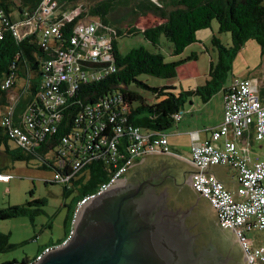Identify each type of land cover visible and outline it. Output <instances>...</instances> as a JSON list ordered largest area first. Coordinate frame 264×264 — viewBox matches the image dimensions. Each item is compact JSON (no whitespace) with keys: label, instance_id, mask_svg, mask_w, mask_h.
I'll return each instance as SVG.
<instances>
[{"label":"trees","instance_id":"obj_1","mask_svg":"<svg viewBox=\"0 0 264 264\" xmlns=\"http://www.w3.org/2000/svg\"><path fill=\"white\" fill-rule=\"evenodd\" d=\"M43 1L0 0V12L9 19L10 25L22 23L38 12ZM81 3L84 6L74 7ZM59 4L75 9L76 15L69 21H61V35L56 39V48L63 53L69 52L73 48L70 38L75 26L92 22L97 25V34L106 35L110 40L109 53L114 69L97 80L77 84L72 92L68 91V83H60L59 91L64 102L56 109L51 110L44 105L41 79L45 73L41 62L46 53L38 46L36 33L18 39L6 28L4 38L0 40V79L14 74L25 82V99L22 103L16 102L13 123L24 125L19 114L25 110L33 119V127L27 129L32 140L28 146H20L11 140L7 135L8 129L0 126V146H4L2 152L12 161L36 160L38 168L53 170L61 177L73 173L69 179L70 188L57 179L45 181L60 183L64 196L74 192L64 219L65 237L57 243L62 242L70 232L77 199L95 190L115 170L114 161L109 159L111 152L101 151L104 147L99 148V153L92 158L89 150L84 149L88 133L93 131L96 123H104V118L112 117L107 124L104 123L103 132L108 137L113 135L116 124L123 126L117 146L124 157L115 161L122 164L129 156L130 139L126 131L129 125L165 133L175 123L173 114L179 109L183 112L181 108L186 98L196 95L204 102L216 92L225 91L224 81L231 61L245 42L254 41L260 48L261 57L264 54V0H59ZM121 7L133 22L139 14L149 13L156 17V23L143 29L128 26L122 32L116 26L118 22L111 19ZM213 21L217 27L216 34L228 33L230 44L223 45L211 33L209 43L215 56L214 59L209 57L207 73L200 86L194 90L177 91L170 85L151 87L138 79L141 75L174 79L176 68L185 61L195 60L196 54L164 62L163 55L158 51L160 39L166 43L169 57L179 56L187 46L199 42L197 32L210 30ZM138 36L155 51L139 46L123 53L120 39ZM143 92H148L149 96L145 97ZM44 122L49 123L53 129L51 132L42 130ZM9 140L15 143L14 147L9 145ZM78 158L82 159L83 165L74 171V161ZM45 202L42 198L0 208V219L22 215L33 219L42 212L41 206ZM13 247L14 244L9 242V233L0 232V252Z\"/></svg>","mask_w":264,"mask_h":264},{"label":"built area","instance_id":"obj_2","mask_svg":"<svg viewBox=\"0 0 264 264\" xmlns=\"http://www.w3.org/2000/svg\"><path fill=\"white\" fill-rule=\"evenodd\" d=\"M69 8L71 7L59 4V0H44L32 18L13 25H10L9 19L0 12V40L4 38L6 28L18 39L36 33L37 44L46 53L41 62L45 73L41 83L44 85V105L51 110L64 102L59 91L60 83H68V91L72 92L77 84L97 80L114 69L109 53L110 40L106 35L97 34V25L92 22L79 23L75 26L73 36L70 38L73 48L69 52L63 53L56 48V39L61 35V21H69L76 15V10ZM53 53L56 55H52ZM82 62L88 66L83 65ZM18 81L14 74L0 79V126L8 129L7 135L11 140L20 146H28L32 140L27 129L33 127V119L25 110L20 117L24 125L14 124V106L18 98H9L10 91L16 87ZM22 88L25 89V82ZM98 106L99 104L96 107ZM182 113V110H177L173 114L174 120L177 121ZM110 119L112 117L104 118L103 122L107 124ZM104 123H96L93 131H89L84 149L89 150L92 158L99 153V148L104 147L101 151L111 152L109 159L114 161L115 170L95 190L77 199L67 237L60 243L44 247L34 259L29 261L38 262L45 254L65 244L71 237L81 206L111 186L132 164L135 156L169 151L165 133L145 131L139 126L129 125L126 129L130 139L129 156L125 157V162L117 164L116 158L124 157L118 152L117 146V139L124 129L121 124H116L113 135L108 137L107 133L103 132ZM42 130L51 132L53 129L49 123L44 122ZM244 134H253L255 139L264 141V100L258 96L251 78H232L222 94L220 123L210 130L208 138L193 143L190 147L189 163L199 170L190 172L189 178L192 186L214 207L217 225L231 229L233 232L245 256L246 264H264V242L256 246L251 245L246 234L251 227L264 231V157L251 164L247 162L246 155L238 151L236 143V140ZM220 137L223 138L222 144L218 146L216 141ZM216 164H228L234 168L237 181L236 197L207 171L209 166ZM82 165L81 158L75 159L74 171ZM72 175L73 173H70L61 177L55 173L53 179L70 188L69 179ZM9 178V174L0 172V180L6 181Z\"/></svg>","mask_w":264,"mask_h":264},{"label":"water","instance_id":"obj_3","mask_svg":"<svg viewBox=\"0 0 264 264\" xmlns=\"http://www.w3.org/2000/svg\"><path fill=\"white\" fill-rule=\"evenodd\" d=\"M198 170L164 154L142 158L81 206L65 244L38 262L8 264H246L192 186Z\"/></svg>","mask_w":264,"mask_h":264},{"label":"rangeland","instance_id":"obj_4","mask_svg":"<svg viewBox=\"0 0 264 264\" xmlns=\"http://www.w3.org/2000/svg\"><path fill=\"white\" fill-rule=\"evenodd\" d=\"M79 5L84 6L81 3L74 7H79ZM56 12L58 13V11ZM111 19L118 22L116 26L122 32H125L128 26L143 29L156 23V17L149 13L139 14L133 22L125 14L123 7L113 13ZM210 28V30L197 32L196 37L199 42L187 46L183 53L176 57H169L166 54V43L162 38L160 39L158 51L163 55L164 62L178 61L190 53L196 54L195 60L185 61L176 68L174 79H158L148 75H141L138 79L146 82L151 87L163 86L171 81L179 80L182 81V86L185 87L190 82L188 76L191 72H194V75H197V83H203L208 69L209 57L214 59L215 56L209 43L211 33L216 35L223 45L230 44L228 33L216 34L217 27L214 21L211 23ZM139 46L155 51L139 36L120 39V49L123 53ZM233 77L255 78L257 85L263 87L264 90V54L261 57L260 48L254 41L245 42L243 47L235 54L231 61L230 71L226 75L224 86L229 84ZM23 84L24 80L19 79L16 86L21 88ZM143 95L145 97L149 96L148 92H143ZM8 143L11 147L15 146V143L11 140ZM3 149L4 146L1 144L0 163L3 161V165H0V172L9 174L10 178L6 181L0 180V208L42 198L46 202L41 206L42 212L35 215L33 219L28 215L0 219V232L9 233V242L14 244V247L10 250L0 252V264L32 260L46 244H55L64 238V219L74 195L73 192L68 196H64L63 187L60 183L45 182L53 178V170L38 168L36 160H30L29 162L24 160L12 161L5 157L2 152ZM222 232L229 234L228 231Z\"/></svg>","mask_w":264,"mask_h":264},{"label":"crops","instance_id":"obj_5","mask_svg":"<svg viewBox=\"0 0 264 264\" xmlns=\"http://www.w3.org/2000/svg\"><path fill=\"white\" fill-rule=\"evenodd\" d=\"M197 75L191 72L188 78L190 79L189 84L185 87L182 86V81H171L166 85L173 86L177 91L180 90H194L195 87L200 86L202 83L198 84ZM235 78V77H233ZM188 79V80H189ZM253 85L257 90V94L260 99L264 100V90L263 87L257 85L256 79L251 78ZM231 81V80H230ZM228 86L225 85V88ZM23 87V86H22ZM13 88L9 93V98H18L19 103H22L25 99V89L23 88ZM223 91H218L209 97L206 101L201 102L199 97L192 95L184 100L183 113L181 117L175 121L167 130H165L167 145L169 151H157L148 154H142L135 156L133 163L138 160L151 156L164 154L174 157L180 161H183L190 165V147L193 143L200 142L209 136V132L216 125H218L222 118V93ZM18 94V95H16ZM22 115L19 114V116ZM222 137H220L216 144L221 146ZM238 151L244 153L247 157V162L251 164L257 159L264 157V141L257 140L254 138L253 134H244L242 137L236 140ZM131 164V165H132ZM3 165V161L0 163ZM207 171L215 176L235 197V188L237 185L235 170L228 164H216L209 166ZM190 173V172H189ZM189 175V174H188ZM217 225V222H216ZM219 230L228 231L229 234L222 232V234L230 241H235L233 232L228 228H221L217 225ZM248 240L251 245H259L264 242V231H260L255 227H251L246 232Z\"/></svg>","mask_w":264,"mask_h":264},{"label":"flooded vegetation","instance_id":"obj_6","mask_svg":"<svg viewBox=\"0 0 264 264\" xmlns=\"http://www.w3.org/2000/svg\"><path fill=\"white\" fill-rule=\"evenodd\" d=\"M233 244H235L240 250H241V248H240V246L238 245V243L236 242V240L234 241H231ZM241 252H242V250H241Z\"/></svg>","mask_w":264,"mask_h":264}]
</instances>
